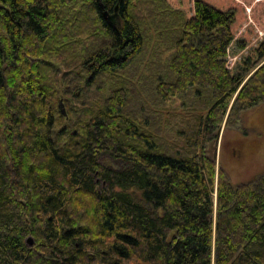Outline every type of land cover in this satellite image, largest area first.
<instances>
[{
  "label": "trees",
  "instance_id": "trees-1",
  "mask_svg": "<svg viewBox=\"0 0 264 264\" xmlns=\"http://www.w3.org/2000/svg\"><path fill=\"white\" fill-rule=\"evenodd\" d=\"M134 1L0 0V264H264V174L216 183L208 153L235 95L231 128L264 102V0H157L174 52L153 89L214 100L175 149L128 86L101 95L154 40Z\"/></svg>",
  "mask_w": 264,
  "mask_h": 264
},
{
  "label": "rangeland",
  "instance_id": "rangeland-1",
  "mask_svg": "<svg viewBox=\"0 0 264 264\" xmlns=\"http://www.w3.org/2000/svg\"><path fill=\"white\" fill-rule=\"evenodd\" d=\"M139 2L142 5L139 7V12L146 19L145 27L148 28L150 25V34L154 36V40L152 43L146 42V56L144 52V55L140 56L141 58L138 57L134 66L122 74L117 82L112 81L109 77L103 78L105 90L101 95L107 97L113 90L128 86L134 93V100H132L135 102L136 109L139 105L146 104L154 114H158L162 122V131L160 132V136L164 140L162 143L174 146L175 149L176 146L179 147L178 144L183 138L182 134L189 129L187 122L193 124L194 118H205L213 106L214 100L208 90L200 88L191 90L184 98L173 97L169 101L159 99L153 87L159 86V83L170 81L168 80L170 79V75H168L170 69H168L167 62L174 52V50H166L169 43L160 42L166 37L165 32L171 27L168 28V23H165L164 18V15L169 13L163 12L157 0H141ZM133 5L137 10L136 0ZM176 18L179 20L178 17ZM168 22L170 23L169 19ZM184 22L185 20L182 21V24L179 22L175 27L179 35ZM160 66H164V68ZM155 79L157 80L155 81ZM119 83L122 84L119 85ZM235 99L236 95L230 102L220 137H217L218 130L215 131L216 137L208 145V153L216 157V183H218L221 168L227 172L235 185L264 174V102L243 111L238 126L231 128L227 124V120ZM130 110L132 111V109ZM150 116H152L150 118L154 117ZM154 126L157 127L158 123ZM74 132L77 133L76 128ZM101 161L114 167L121 165L120 161H117L109 153H103Z\"/></svg>",
  "mask_w": 264,
  "mask_h": 264
},
{
  "label": "water",
  "instance_id": "water-1",
  "mask_svg": "<svg viewBox=\"0 0 264 264\" xmlns=\"http://www.w3.org/2000/svg\"><path fill=\"white\" fill-rule=\"evenodd\" d=\"M104 15L106 16L107 20L113 24V25H121V15L119 12V5L116 7V9L114 10V12H109L108 10L104 11ZM62 110L63 112L66 114V108L64 106V104H62ZM222 128V127H221ZM221 128L218 131V138L221 135ZM216 158V157H215Z\"/></svg>",
  "mask_w": 264,
  "mask_h": 264
}]
</instances>
